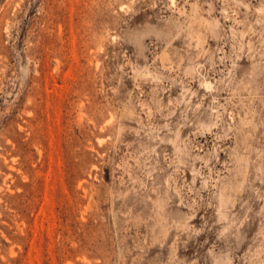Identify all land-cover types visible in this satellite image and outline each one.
<instances>
[{
	"label": "rangeland",
	"instance_id": "obj_1",
	"mask_svg": "<svg viewBox=\"0 0 264 264\" xmlns=\"http://www.w3.org/2000/svg\"><path fill=\"white\" fill-rule=\"evenodd\" d=\"M0 264H264V0H0Z\"/></svg>",
	"mask_w": 264,
	"mask_h": 264
}]
</instances>
